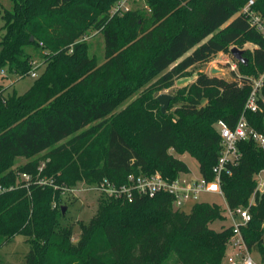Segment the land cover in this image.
I'll return each mask as SVG.
<instances>
[{
	"label": "trees",
	"instance_id": "16d2710c",
	"mask_svg": "<svg viewBox=\"0 0 264 264\" xmlns=\"http://www.w3.org/2000/svg\"><path fill=\"white\" fill-rule=\"evenodd\" d=\"M12 1V11L1 15L0 72L23 78L32 60L42 69L21 95H4L0 76V182L15 185L17 172L31 177L27 187L20 182L0 195V246L25 237L22 264H221L232 228L209 227L226 219L215 204L198 202L185 212L174 210L167 194L131 202L101 197L73 242L71 229L61 225L66 206L60 191L33 182L46 178L70 187L106 178L121 185L131 173L154 172L174 180L189 168L173 153L193 157L211 181L221 150L214 124L233 129L243 114L264 133V85L261 111H244L250 79L264 70V39L237 14L248 0H143L146 11L112 17L116 0ZM254 8L264 16V0H255ZM93 32L104 39L100 65L80 41ZM246 43L253 48L243 50L246 61H236L230 78L198 72L176 96L172 113L154 106L152 91ZM154 78L142 98L115 113ZM237 149L220 189L228 208L248 209L250 220L240 231L264 264V191L254 177L264 170V152L251 140ZM18 157L28 161L15 168Z\"/></svg>",
	"mask_w": 264,
	"mask_h": 264
},
{
	"label": "built area",
	"instance_id": "2783aa9c",
	"mask_svg": "<svg viewBox=\"0 0 264 264\" xmlns=\"http://www.w3.org/2000/svg\"><path fill=\"white\" fill-rule=\"evenodd\" d=\"M139 2H142V8H146L147 10V5L144 4L143 0H116L108 14L110 17L115 15L121 16L136 8L140 9ZM254 4L255 0H248L237 14L244 16L249 25L264 39V16L259 10L254 8ZM93 35L94 32L90 37ZM87 38H89V35L83 37L80 41H85ZM30 65L31 69L25 77L36 78L41 63L38 60H32ZM236 69V64L230 66L231 71L234 72ZM0 74L3 75L4 71H1ZM250 84L251 91L245 101L244 111H261V106L257 101L260 90L264 85V70L255 78H251ZM261 101L264 103V99H261ZM215 129L221 138V150L217 163L212 168L213 179L211 181L204 179L200 174L198 177H185L179 174L174 180H167L159 172L146 175L131 173L127 175L125 182L121 185H116L104 178L93 184H85L84 190L98 194L100 198L121 199L127 202H131L134 198H152L157 194H167L171 196L172 208L180 211L191 208L194 204L198 203L199 197L203 193H215L223 197L220 189L221 175L228 170L229 166H234L237 163L240 156L237 144L241 141L251 140L264 152V133L254 130L248 124L243 114L233 129H230L220 121L215 124ZM260 173L264 174V170L256 175ZM17 177V183L15 185H5L0 182V195L14 189L20 182L23 183L20 185L23 187H27L30 183L31 177L25 173L17 172ZM33 183L47 185L55 190H59L62 201L66 196L75 193V189L72 186H58L52 179H37ZM256 183V189L259 190L258 186L262 185L264 180H256ZM252 202L253 197L250 199V204ZM52 206L55 207L56 202H53ZM225 216L231 221V225L229 226L232 228V235L227 242V249L223 259L227 264H260L253 259L252 253L248 250L240 231V228L245 226L250 220L248 209L243 207L230 209L226 207Z\"/></svg>",
	"mask_w": 264,
	"mask_h": 264
},
{
	"label": "rangeland",
	"instance_id": "374dc122",
	"mask_svg": "<svg viewBox=\"0 0 264 264\" xmlns=\"http://www.w3.org/2000/svg\"><path fill=\"white\" fill-rule=\"evenodd\" d=\"M138 5L142 8V2H139ZM13 8V1L12 0H0V39L3 35V30L1 29L3 26V20L1 18V15L4 11H12ZM146 11V9L142 8ZM93 33H90V35ZM87 38L85 40L87 44V55L90 58H94L96 63L98 65L102 64L104 62V39L101 33L94 32V35ZM230 47L229 49H231ZM253 45L250 43H246L243 46V49H252ZM189 53V52H188ZM39 61V60H38ZM41 63V61H39ZM232 64H236L235 59L231 56L230 50L228 53H218L216 54L208 63L204 64H198L194 65L190 69H188L187 73H185L184 76L178 77L173 80L172 85L169 88H164L156 91L151 92V96L154 100V106L157 107V109H160L159 104H155V101L157 97L161 94H166L172 97L168 107L165 110L164 114L172 113L175 109V107L178 105L177 103H174L176 101V96L179 94L181 90L188 89L189 86L193 83L195 80V77L198 72H205L207 75H217L224 78H230L232 76L230 66ZM212 68L216 71L212 74ZM42 64L40 69H38V72L41 71ZM234 73H237L234 71ZM2 77V84L4 87L3 94L8 95L12 91H15L17 95L23 94L31 85L34 78L31 77H23L20 79H17L16 76L7 74L4 72L3 75L0 74ZM154 79H151L144 85L142 88H140L135 93L129 95L125 99L121 101V103L118 104V106L115 109V113L120 112L123 110L128 104L132 103L136 99L142 98L146 88L149 86L150 83H152ZM155 111V110H154ZM215 127V124H214ZM65 142V140L62 141V143ZM61 144V143H60ZM67 153L72 154L71 149L67 150ZM46 151L39 154V158H41ZM173 153V152H171ZM173 155L184 161L186 165L189 168L188 174H182V176L185 177H198L199 176V166L197 161L189 156L188 154H182L178 155L173 153ZM43 158V157H42ZM49 158H46L42 160V163L49 161ZM28 160L22 157L15 158L13 167H18L23 164H25ZM43 166V164H41ZM257 181L264 180V174L260 173L259 175L255 176ZM86 183L84 181H78L74 186H72L75 189V193L69 196H66L63 199V202H65V212H64V219L61 221V225L68 227L71 229L72 232V241L76 242L79 236V224H87L89 220L96 214L97 206H98V200L100 196L95 193L87 192L84 190ZM258 189L260 192L264 190V183L262 185L258 186ZM65 200V201H64ZM199 202L208 203V204H215L217 205L222 213L226 214V202L224 198L215 193H203L199 197ZM190 208H186L184 211L188 212ZM226 217V216H225ZM231 225V221L226 217V219L220 221L215 220L214 222L209 224V227L219 231L222 227H227ZM28 251V245L25 242V237L21 235L14 236L11 241L7 244L0 246V264L6 263V264H22L25 259V254ZM252 257L255 261L259 262V257L256 253L251 252ZM221 264H227L226 261L223 259Z\"/></svg>",
	"mask_w": 264,
	"mask_h": 264
},
{
	"label": "water",
	"instance_id": "95a60500",
	"mask_svg": "<svg viewBox=\"0 0 264 264\" xmlns=\"http://www.w3.org/2000/svg\"><path fill=\"white\" fill-rule=\"evenodd\" d=\"M30 40L32 41L33 38L30 37ZM242 53H243V50L242 49H238L237 47H232L230 49V54L231 56L235 59V61L237 62H240V63H243L245 62L246 60L242 57ZM216 70L213 69L212 70V74L215 72ZM172 97L169 96V95H166V94H161L157 97V101L160 105V112L161 114H164L165 113V110L166 108L168 107L170 101H171ZM65 207L62 208V213L64 214L65 212Z\"/></svg>",
	"mask_w": 264,
	"mask_h": 264
},
{
	"label": "crops",
	"instance_id": "0c3cea01",
	"mask_svg": "<svg viewBox=\"0 0 264 264\" xmlns=\"http://www.w3.org/2000/svg\"><path fill=\"white\" fill-rule=\"evenodd\" d=\"M212 70H213V68H212ZM205 73V72H204Z\"/></svg>",
	"mask_w": 264,
	"mask_h": 264
}]
</instances>
